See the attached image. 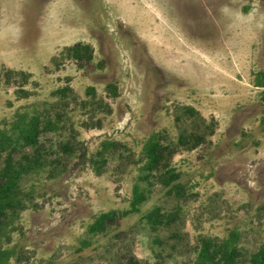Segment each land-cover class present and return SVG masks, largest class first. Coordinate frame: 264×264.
I'll list each match as a JSON object with an SVG mask.
<instances>
[{
	"label": "rangeland",
	"instance_id": "rangeland-1",
	"mask_svg": "<svg viewBox=\"0 0 264 264\" xmlns=\"http://www.w3.org/2000/svg\"><path fill=\"white\" fill-rule=\"evenodd\" d=\"M262 71L264 0H0V132L21 114L56 124L38 138L44 166L21 177L2 264H192L203 238L231 234L236 264H251L264 245ZM153 135L166 151L147 172ZM166 167L183 194L158 180ZM153 208L167 224L152 228Z\"/></svg>",
	"mask_w": 264,
	"mask_h": 264
},
{
	"label": "trees",
	"instance_id": "trees-1",
	"mask_svg": "<svg viewBox=\"0 0 264 264\" xmlns=\"http://www.w3.org/2000/svg\"><path fill=\"white\" fill-rule=\"evenodd\" d=\"M257 85L264 87V71L260 73ZM56 124L47 116L26 115L18 116L16 122L13 123L11 131L0 132V154L6 152L5 161L0 169V234L5 228V221L9 214L22 208L24 202V193L20 188V180L23 173L36 171L44 166L42 162L43 154L38 145V138L41 131L53 130ZM188 139L180 137V143L186 144ZM198 143V141H195ZM110 146V142H105L103 148L98 155L103 156L104 150ZM25 147H31L32 153L23 152L18 160L13 157L14 151H21ZM66 151L69 149L67 144L63 145ZM166 148L153 135L144 146L146 161L144 163V171L149 172L157 169L164 157ZM177 174L173 169L165 168L158 176V180L170 186L172 192L183 194L180 184L174 182ZM174 182V183H173ZM132 199L130 208L133 212L139 211L140 204L146 198V192L139 184L134 185L132 190ZM120 212L116 210L107 211L97 215L93 222L88 226V233L96 235L104 231L107 223L114 221ZM146 220L151 224L152 228H158L165 225L171 219V214L162 213L159 209L153 208L144 214ZM234 234L229 238L218 240L214 238H203L197 250V256L192 264H236L239 258V248L234 244ZM83 242V245H86ZM10 252L7 249H0V264L5 262ZM251 264H264V245L250 257Z\"/></svg>",
	"mask_w": 264,
	"mask_h": 264
}]
</instances>
